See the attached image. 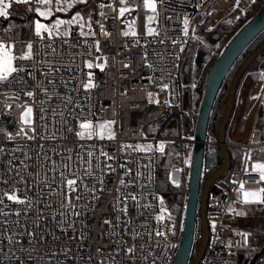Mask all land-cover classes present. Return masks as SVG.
Listing matches in <instances>:
<instances>
[{
  "label": "built area",
  "instance_id": "built-area-1",
  "mask_svg": "<svg viewBox=\"0 0 264 264\" xmlns=\"http://www.w3.org/2000/svg\"><path fill=\"white\" fill-rule=\"evenodd\" d=\"M211 1L155 0L153 12L143 0H98L87 35L33 32L5 40L16 57L31 43L32 57L13 60L23 70L0 82V264H171L180 230L159 214L155 158L161 143L192 145L194 137L148 136L143 127L180 103L181 53ZM130 7L136 35L120 15ZM137 55L144 73H134ZM255 73L252 113L244 116L252 119L248 137L227 142L239 150L240 166L231 171L230 186L210 189L209 238L198 264H264V237L254 244L253 232L230 222L231 200L264 188L253 169L264 164V67ZM89 80L93 86L85 88ZM26 107L32 108L28 125L21 120ZM86 121L96 133L99 124L113 123L102 136L80 137ZM215 145L207 131L205 152ZM190 160L170 171V182L184 185V199Z\"/></svg>",
  "mask_w": 264,
  "mask_h": 264
},
{
  "label": "rangeland",
  "instance_id": "rangeland-1",
  "mask_svg": "<svg viewBox=\"0 0 264 264\" xmlns=\"http://www.w3.org/2000/svg\"><path fill=\"white\" fill-rule=\"evenodd\" d=\"M97 2L98 0L94 2H90V0H87L86 3H81L79 2V0H61V3H56V0H53V3L51 5H41L38 4L36 0H30L29 5L33 12L34 28L36 20H39L41 23L52 27L54 26L56 19L70 21L72 20L73 16L76 15V13H80V17L82 19H78L77 23L62 24L57 29V31L60 33V35H64L63 33L65 32L69 34L73 30L78 31L79 33H88L90 25L97 14ZM254 2L255 0H212L207 5L202 19L196 22L191 39L185 44V47L188 46V49L183 53L182 57H184L183 59H181L179 81L181 85L182 96L179 103V108L189 118L191 134L194 132V120H196L197 118L199 105L204 93L205 79L208 69L212 62L227 45V43L236 34V32L252 17L250 15V12L252 13L255 10L254 8H256ZM37 7H39L41 10L51 8V14L45 17H41L35 11ZM61 8L65 10H58ZM134 10V7H130L122 16L127 20L128 31L130 32H135L136 18ZM240 18H242V21H244L241 25L237 24L240 21ZM81 25H83V28L81 27ZM0 40L4 41L3 43H7L5 42V40L7 39ZM252 71L253 73H255L256 70H251V72L246 74L241 82L240 88L237 91V96L235 98L236 106L234 109L233 120L235 119L234 121H236L237 115H239L238 122L235 127L236 137L245 134L246 130L250 131L252 119H246L244 116L247 112H250V107L253 101V92L255 90L253 86V89L250 90L246 95V84L249 80V77L252 76ZM259 79L260 76H258L256 81H258ZM30 119L32 121V114ZM230 124L231 125L228 129V133L232 134L233 122ZM173 126L174 125L171 123V127ZM150 127H152L151 124L148 125V128ZM187 147L188 153L186 161L191 157V145L189 144L187 145ZM209 157L212 161L213 156L210 155ZM174 167H176L175 164H173V166L170 165V168L173 169ZM170 168L166 172L168 186L170 188L171 186L174 188H180L182 191V195L180 201L178 202L176 201V199L172 198V196H161L159 204V214L169 215L173 219V221L178 216V218H181L180 223H182L183 214L181 216V213L185 200V188L184 185H182V188L180 184H178L177 186L170 182ZM217 183L221 184L218 181ZM262 201H264V194L261 193L260 200L249 198L248 202H245L243 194V199L241 202H238L235 197L230 202V207L234 208L236 211V216L232 218L230 222L234 225H239L240 227L251 230L253 232L252 242L257 245L264 237V202ZM241 213L243 214L241 215Z\"/></svg>",
  "mask_w": 264,
  "mask_h": 264
},
{
  "label": "water",
  "instance_id": "water-1",
  "mask_svg": "<svg viewBox=\"0 0 264 264\" xmlns=\"http://www.w3.org/2000/svg\"><path fill=\"white\" fill-rule=\"evenodd\" d=\"M262 30H264V3L236 32L208 69L193 132L190 176L180 228V240L171 264H198L205 251L209 238L206 208L208 195L210 189L216 186L217 179L225 174L231 165L230 152L226 142V126L235 103L238 84L249 65L264 50V38L244 57L231 78L225 104L216 128V140L222 162L202 182L205 138L210 112L223 80L233 63ZM261 67H264V59L261 62ZM197 223L200 226V238L197 249L192 256Z\"/></svg>",
  "mask_w": 264,
  "mask_h": 264
},
{
  "label": "trees",
  "instance_id": "trees-1",
  "mask_svg": "<svg viewBox=\"0 0 264 264\" xmlns=\"http://www.w3.org/2000/svg\"><path fill=\"white\" fill-rule=\"evenodd\" d=\"M96 0H93V2ZM264 0H255L254 4L255 10L250 15L253 16L255 12L263 5ZM240 21L237 23L239 25L243 24L244 21H242V18L239 19ZM33 31V12L30 8L29 4H22V5H13L9 9V15L7 17L0 18V39H12V38H18V37H27L31 35ZM264 38V30H262L255 38L252 39V41L246 46V48L243 50V52L238 56L236 61L233 63L232 67L230 68L229 72L227 73L225 79L223 80V83L216 95V98L214 100L209 120H208V128L207 131L211 133L216 138V128L219 121V118L221 116L227 91L229 88V84L231 81V78L233 74L235 73L236 69L244 59V57L253 49L255 48ZM185 47V46H184ZM183 47V52L181 53V58L183 59L182 55L186 50L188 49V46L185 48ZM264 59V50L261 52L260 55H258L253 62L249 65V67L246 69L245 73L243 74L238 87L237 91L240 88L241 82L248 74L251 72V70H257L261 67V62ZM145 68L144 65L141 62L140 56L135 57V69L134 73H144ZM258 76L257 74L253 73L252 76L249 77V80L247 81L246 87L247 92L246 95L250 90L253 89V86L255 88L256 86V80ZM237 91L235 94V98L237 96ZM246 99V98H245ZM235 103L229 118V121L226 126V142L230 141H244L247 139V131L245 134H242L238 137H236V124L238 122L237 115L236 121L233 120L234 116V109H235ZM243 107V106H240ZM196 120H194L195 124ZM233 122V130L232 134L228 133V129L230 128V123ZM171 123L174 125L171 127ZM152 125V127L148 128V125ZM175 130V132H174ZM143 132L145 135L148 136H165L168 138H185L189 135H191V129L189 126V118L188 116L179 108V104L171 105L168 110L165 112V114L160 117L157 120L151 121L144 125ZM187 145H189L188 142L184 140H167L164 145L163 152L159 151L156 153L155 158V166H156V187L159 191L160 197L161 196H172V198L176 199V201H180L182 191L180 188H174L171 186V188L168 186L167 181V175L166 172L169 170L170 165L175 166L180 165L186 161L187 157ZM230 152V169L223 174L221 177L217 179L218 182L221 183V185L230 186L229 182V175L231 171L235 168H238L240 166V152L237 149H234L232 147H228ZM172 150V151H170ZM211 150V151H210ZM209 151L205 152L204 160H203V174H202V182L206 178V176L212 172L214 169H216L222 162L221 153L219 151L218 145L213 146ZM210 155H212V161L210 160ZM209 157V158H208ZM172 169V168H170ZM216 181V183H217ZM181 187L183 184H180ZM183 188V187H182ZM182 216V213H181ZM181 218H175L174 220V226L175 230H180L181 226ZM200 238V226L199 223H197L196 228V235L194 240V247H193V253L194 255L198 242Z\"/></svg>",
  "mask_w": 264,
  "mask_h": 264
},
{
  "label": "snow or ice",
  "instance_id": "snow-or-ice-1",
  "mask_svg": "<svg viewBox=\"0 0 264 264\" xmlns=\"http://www.w3.org/2000/svg\"><path fill=\"white\" fill-rule=\"evenodd\" d=\"M17 2L18 3H23V4H29L30 0H17ZM36 2L38 4H41V5H51L53 3V0H36ZM79 2L86 3L87 0H79ZM121 2L123 3L124 0H121ZM56 3H61V0H56ZM143 3H144V7L149 8L153 12H155V10H156L155 0H143ZM9 6H10L9 4L5 3V0H0V16H2V17H7L8 16L7 9H8ZM69 6H71V5H69ZM58 10L63 11L65 9L61 8V9H58ZM35 11L39 14V16L45 17V16L50 15L52 10H51V8H46L45 10H41L39 7H37L35 9ZM125 11H127L126 8H121L120 9V15L123 16ZM78 19H82L80 17V13H76V15L73 16L72 20H70V21H64V20L56 19L55 24L52 27H49L48 25H45V24L41 23L39 20H36L35 21V32H36V35L40 36L42 32H47L49 36L53 35V33H55L57 35H60V33L57 31V29L60 27V25L77 23ZM154 19H155L154 16H149L148 17V21L149 22L153 21ZM183 23H184L183 31H184V34L187 36L188 35V24H189L188 19H185L183 21ZM81 27L83 28V25H81ZM154 32H155L154 29H152L150 27L148 28V33L150 35L153 34ZM63 34L67 35L68 33L65 32ZM87 34L88 33L81 32V35H87ZM129 34L130 33L128 31H125L123 33V35H125V36H128ZM131 35H136V33L133 31V32H131ZM173 43H177V42L173 41ZM26 47H27V51L25 53H23L22 55H20L19 57H16L12 53L11 46H5L3 43H0V82L6 81L9 78V76H11L13 73H16L18 71H22L23 70V69H20L18 67H14L13 66V60H15V59H19V60L31 59V57H32V44L29 43V44L26 45ZM97 50H98V42H97ZM87 66L89 68H91L93 65L91 63H88ZM97 67H100L101 70L103 69V65H97ZM89 76H91L90 73H89ZM92 86L93 85L91 83V80H89V82L84 85L85 88H90ZM164 87L167 88L168 86L164 85ZM26 95L32 96L33 93L28 92V93H26ZM31 114H32V108L31 107H26L25 111L23 112V114L21 116V120L23 121L24 124H31V119H30ZM112 123H113L112 121H106L103 124H99L98 128L100 129V132L96 133V128L93 126L92 122L91 121H86V122L80 124V128L82 129V131H80L78 133V135L80 137H84V136L91 137L93 134H99V135L102 136L103 135V129L106 126L111 125ZM11 138H12V135L9 134V139H11ZM109 138H114V133L111 134L109 136ZM137 147L140 148L142 146H137ZM151 147H152L151 145H148V146H146L145 150H151ZM159 150L161 152H163V150H164V144L163 143H161L159 145ZM104 155H107V154L105 153ZM253 169L255 171H259L260 178H261L262 181H264V164L257 163V164H255L253 166ZM121 182H123V181H121ZM67 183H68V185L71 186V185L75 184V181L74 180H69V181H67ZM173 183H177V182L173 181ZM241 188H243V185H241ZM261 193H264V188H261L258 191H246V192H244V201L248 202L249 198H253L255 200H260V194ZM4 195H8V193H5ZM8 198L10 200L16 201L18 203H24L25 202L23 200H19V198L15 194L8 195ZM78 198L79 197H77V199ZM262 202H264V201H262ZM242 214L243 213H241V215ZM159 218L163 219L162 216L159 217ZM107 222L108 221H106V223ZM156 234L157 235H162L163 233L157 232ZM242 235L247 236L248 234L247 233H243ZM128 251L131 252L132 249H128Z\"/></svg>",
  "mask_w": 264,
  "mask_h": 264
},
{
  "label": "crops",
  "instance_id": "crops-1",
  "mask_svg": "<svg viewBox=\"0 0 264 264\" xmlns=\"http://www.w3.org/2000/svg\"><path fill=\"white\" fill-rule=\"evenodd\" d=\"M93 0H90V2H92ZM5 3L9 4L10 6L8 7L7 11H8V15H9V9L11 8L12 4L13 5H22L23 3H18L17 0H5ZM0 18H2V16H0ZM33 32H35V28H34V18H33ZM5 46H9L7 43H3ZM248 132L247 131V134L246 136H248ZM264 194V193H263ZM247 229V228H246ZM249 230V229H248ZM251 231V230H249ZM252 232V231H251Z\"/></svg>",
  "mask_w": 264,
  "mask_h": 264
}]
</instances>
